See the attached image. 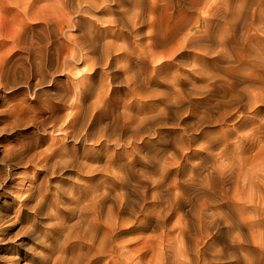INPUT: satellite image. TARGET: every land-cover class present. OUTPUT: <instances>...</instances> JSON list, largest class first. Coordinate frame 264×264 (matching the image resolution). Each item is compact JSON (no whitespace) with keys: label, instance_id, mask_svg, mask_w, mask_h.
Here are the masks:
<instances>
[{"label":"rangeland","instance_id":"rangeland-1","mask_svg":"<svg viewBox=\"0 0 264 264\" xmlns=\"http://www.w3.org/2000/svg\"><path fill=\"white\" fill-rule=\"evenodd\" d=\"M18 1L0 18V158L12 164L0 175L3 196L29 192L38 158L66 157L70 166L54 185L69 193L96 183L110 193L108 202L123 192L135 201L137 213H126L130 221L119 232L137 250L130 264H147L162 235L177 234L190 256L197 239V264L264 256V184L247 182L253 189L228 171L239 155L264 156V128L238 127L248 112L242 107L224 117L238 104L230 82L245 84L236 48L264 50V0ZM252 133L260 150L258 142L248 146ZM48 206L36 218L40 239L49 230Z\"/></svg>","mask_w":264,"mask_h":264},{"label":"bare ground","instance_id":"bare-ground-1","mask_svg":"<svg viewBox=\"0 0 264 264\" xmlns=\"http://www.w3.org/2000/svg\"><path fill=\"white\" fill-rule=\"evenodd\" d=\"M10 5L21 7L20 6L21 4L18 0H0V18L2 17V14L4 13L5 9ZM85 5L86 4H84V6ZM76 6H79V5H76ZM132 14H133V12H132ZM132 14H131V16H132ZM178 27H176V28H178ZM21 30H23V29H21ZM56 37H58V36H56ZM171 40H172V38H171ZM76 42H78V41H76ZM163 43H165V41ZM57 44H59V43H57ZM240 48H242V47H240ZM74 49L77 50L75 48V46H74ZM233 49H234V47H233ZM233 49H232V51H233ZM237 49H239V48H236L235 53L233 52L235 54V57H236V59H234V60L235 61L237 60L236 61L237 63L239 62V64H242L244 66L242 68L240 66L241 69H246L244 72H242L244 74L243 78L245 80V84H243V86L241 88L236 89V84L230 82L231 85L228 87H229V92L231 93V95L229 94V96H231L232 98H235L237 100L236 102L238 104L235 106L231 105V108H228L227 110H225V113H224L225 116L224 117L227 118V116H229L234 110L240 112V114L244 110L248 111L246 114L243 115V117L240 118V120L237 123V126L239 127L243 124L247 125L249 123L254 125L255 123H258L256 125V129L260 130V129L264 128V121H261L264 117V50H257V51H254L253 53H251L250 55H248V54H245L240 49L239 50H237ZM108 52H109V50H108ZM37 53H39V52H37ZM39 55H41V54H39ZM232 56H234V55H232ZM39 60H40V58H39ZM232 60H233V58H232ZM56 61H57V59H56ZM2 64H4V63L2 62ZM234 67H235L234 72H238L239 74H241L240 69L236 65H234ZM40 72L41 71H39V74H40ZM231 80H233V79L231 78ZM221 84H223V83H221ZM206 85H208V84H206ZM215 87L216 86H214V88ZM174 101H175V99H174ZM178 101H180V100H178ZM19 105H21V104H19ZM24 105H22L23 108H24ZM15 106H16V104H15ZM28 106H25V109ZM241 107H242V111H241ZM28 109H30V108H28ZM32 115H33V113H32ZM68 117H70V116H68ZM15 118H16V116H15ZM67 119H69V118H67ZM140 120H142V119L140 118ZM64 123H65V121H64ZM64 123H63V125H64ZM66 131H68V129ZM59 132H61V131H59ZM103 135H104V133H103ZM255 135H257V134L252 133L251 135H248V137L250 139L248 142V146L251 149H254V147L252 145L254 144L253 141H255V142H258V145H256V147H259L258 150H260L261 145H259V144H263V143H260L261 140L258 141L257 140L258 138L256 139L257 136H255ZM115 140H116V138H115ZM59 144H60V140H59ZM46 147L48 148V146H46ZM66 147L67 146L64 145L62 147H55L51 150H53V152H56V151L60 150L59 148L62 149V148H66ZM15 148L16 147H12V149H15ZM236 151H238V150H236ZM244 151H242V152L244 153ZM258 153L259 152H257L254 155H250V156H246V157L243 155H239V157H238L239 161L238 162H236V161H234L232 163L229 162L230 164L228 165V168H229L228 171H230L231 174L237 173L238 179L244 180L246 182V184H247V182L253 183V181L263 182V184H264V173H261V171L264 170V159H263L264 156H261L260 155L261 153H259V154ZM48 156L50 157V159ZM48 156L38 158L35 161L36 166H37V168H36L37 171L34 174L35 177L30 180V183L28 185V191L29 192L25 196L19 198V196L14 194L15 192L13 189L8 192L9 195L3 196L5 191H6L5 187H6L7 180L4 178L0 182V197H1L0 199L2 200V201H0V264H120L123 257L126 260L124 262L126 264H130L132 252H135L136 249L128 248L125 244L121 243L120 239H119V232H120L121 224H127L130 221V216L127 215L126 213H130V214L137 213L136 212L137 209H136V207H134L135 204L133 205V203L135 201L134 202L131 201V199L128 196H126V192H123L122 194L119 193V194L115 195V197H114L115 202H108L107 200L110 196V193L107 190H105V188L101 189L100 185L96 184V183L94 185H91V186L89 185L90 186L89 188H86L84 186H74V187L72 186L73 188L68 193L69 188L67 189V187L63 186L62 184L54 185L53 182H56V179H54L56 177L55 176L56 173L60 172L62 174V172L70 166L69 160L66 157L65 158L61 157V159H58V161L54 162L51 160L52 159L51 155L48 154ZM222 158H223V156H222ZM219 161H221V159ZM222 161L225 163L224 160H222ZM0 163L3 164L0 166V175L2 174V171L4 169L3 166H5V167L11 166L12 167L11 162L8 161L6 159V157L0 158ZM226 163L224 165H226ZM87 164L90 167L89 168L90 171L97 170V167L96 168L93 167V163H87ZM221 165H219V166H221ZM224 165H222V166H224ZM216 166H217V164H216ZM6 169H8V167ZM221 169L224 170L225 168H221ZM226 169H227V167H226ZM162 173H164V172H162ZM221 175H223V174H221ZM117 176H119V177H117ZM116 177H117V179L119 178V180L124 179L122 177V175L119 174V172L116 174ZM45 180H46V182H45ZM43 181L45 182L44 187H43ZM251 183L247 184V185L250 186ZM218 184L220 185V183H218ZM52 185L56 186V189L55 188L54 189L58 190V191H53L52 190L53 188L51 189ZM247 185L245 187H247ZM256 186H258V185H256ZM245 187L243 188V186H242V188H243L242 190H244ZM250 187H253V189H254L255 185H252ZM256 191H257V189H256ZM244 192H245V190H244ZM248 192H249V189H248ZM67 193H68V195H67ZM256 193H258V192H256ZM155 195H157V194H155ZM49 197L51 198V200H49ZM111 198H112V196H111ZM251 198H252V196H251ZM256 198H258V197L256 196ZM142 199H143V197L141 198V200ZM45 202H47V204H49V206H48L49 211L47 212V214H50V216L48 217V215H46L47 217L44 219L45 222L49 221L47 223V224H49V226H48L49 230H47L46 236L43 237L42 239H40L39 234H40L41 230L39 228V225H38L39 223L37 222L36 218H37V216H39L38 215L39 212L43 213L40 210L43 209L42 206H43V204H45ZM139 202H141V201H139ZM144 202H146V201H144ZM141 206H143V205H141ZM5 210H7L8 212H6ZM159 212H161V211H159ZM155 213H157V212H155ZM29 214L33 215V219H31V220L28 219ZM178 235L179 234H177V236H176L177 240H174L169 235L167 237H164V235H162V238H161L162 240H160V243L158 242L160 244V247L162 245L161 250H160V247L158 248V250H160L159 251L160 253L156 252L157 253L156 256L153 255V257L151 255L150 257H152V260L147 259L148 262H146V263L147 264H197V243H198L197 239H193L195 245L192 246V248L193 247L195 248V255L190 256L188 251H187L188 248L186 247L185 239H183L182 235L179 237H178ZM169 238H170V240H169ZM232 241H234V240H232ZM258 242H260V241H258ZM257 247H258V245H257ZM140 249H138V251H140ZM125 253L130 254V255H126ZM137 253H140V252H137ZM248 254H250V253H248ZM261 255L262 256L258 257V258L257 257H255V258L251 257L250 258V255L248 258L247 257L248 255H247L243 261V264H264V256H263V254H261ZM140 256H138V257H140ZM199 256H200V254H199ZM153 258H154V261H153ZM135 259H138L137 256ZM136 262H138V261L136 260ZM237 262L239 264L241 262V259H240V261H237ZM137 264H139V262ZM141 264H143V262Z\"/></svg>","mask_w":264,"mask_h":264}]
</instances>
